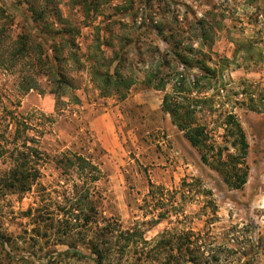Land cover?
<instances>
[{
  "label": "trees",
  "instance_id": "obj_1",
  "mask_svg": "<svg viewBox=\"0 0 264 264\" xmlns=\"http://www.w3.org/2000/svg\"><path fill=\"white\" fill-rule=\"evenodd\" d=\"M157 3V10L147 9L141 16L133 12L132 25L114 21L85 25L93 37L86 52L79 42L83 27L65 18L58 0H26L39 37L26 32L15 35V21L0 7V67L5 74L19 77L17 88L22 93L53 95L56 112L63 111V116L65 99L81 103L76 91L81 89L78 74L83 72L104 99L123 102L139 84L165 92L163 111L199 151L203 164L218 172L229 188L241 190L248 181L249 150L242 125L232 112L225 114L223 125L230 146L222 147L212 144L208 127L198 118L199 111L212 107L215 100L214 95H207L220 70L211 66L212 58L204 49L211 50L222 22H216L210 13L190 18L178 10L174 0ZM103 4V0H74L86 19L101 13ZM115 26H120L118 32ZM239 43L234 60L245 49L244 62L264 64L260 40ZM234 62L225 59L222 69ZM258 99L251 96L250 104L242 105L264 114V93ZM6 100L0 93V204L35 191L40 200L25 213L35 234L34 244L3 230L0 221V264H62L61 258H87L94 264H224L223 249L211 248L192 231H165L147 240L143 226L171 219L176 209L162 187L150 183L148 197L162 204L156 209L160 212L150 211L151 221L126 228L117 216H107L99 189L105 178L103 164L95 162L90 153L100 152V147L86 146V153L69 150L52 156L41 146L47 128L34 126L33 117L20 114L17 108L16 112L10 110V100ZM50 165L60 179L49 191L41 182ZM184 193L194 197L200 191ZM49 233L59 237L63 251L49 245Z\"/></svg>",
  "mask_w": 264,
  "mask_h": 264
},
{
  "label": "rangeland",
  "instance_id": "obj_2",
  "mask_svg": "<svg viewBox=\"0 0 264 264\" xmlns=\"http://www.w3.org/2000/svg\"><path fill=\"white\" fill-rule=\"evenodd\" d=\"M58 1L65 18L83 27L79 39L83 52L93 40L91 29L85 25L98 26L112 21L132 25L133 12L138 11L141 16L147 9L158 8L157 0H103L101 13L86 19L74 0ZM174 1L178 10L190 18L193 14L202 17L210 13L216 22H222L213 47L204 49L212 58L211 66L217 65L220 70L207 95L208 98L214 95L215 100L212 107L204 106L199 111L198 118L208 127L212 144L227 147L230 139L225 137V114L236 115L249 144L248 181L243 189L232 190L218 172L203 164L199 151L163 111V91L139 84L123 102L104 99L83 72L78 74L81 89L76 91L81 103L75 105L65 99L63 116V111L56 112L53 95L38 91L22 93L17 88L19 77L5 74L0 67V93L7 98L6 102L10 100L7 103L10 110L16 112L17 108L20 114L33 117L34 126L47 128L41 146L52 156L69 150L86 153V146L100 147V152L90 153L94 154L95 162L103 164L105 178L99 189L107 216H117L126 228L151 221L150 211L160 212L162 208L161 203L148 197L151 183L164 188L176 209L171 219L155 226L151 223L143 226L147 240H154L165 231H192L204 238L211 248L223 249L224 264H264V114L242 105L250 104L251 96L259 100L264 93V64L244 62L245 49L234 60L237 43L250 38L263 43L259 48L264 53V0ZM0 7L15 21V35L26 32L39 37L26 0H0ZM132 7L133 11L126 12ZM119 29L120 26L114 28L115 32ZM157 42L165 48L160 40ZM225 59L235 62L223 70ZM234 152L231 149V153ZM59 179V172L50 165L41 183L50 191L51 185ZM184 190L200 193L193 197ZM39 194L35 191L22 197L13 196L0 204L2 229L21 242L34 244L35 234L28 226L25 213L36 207ZM49 234V245L63 251L59 237ZM59 260L62 264H94L87 258Z\"/></svg>",
  "mask_w": 264,
  "mask_h": 264
}]
</instances>
